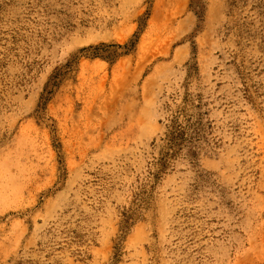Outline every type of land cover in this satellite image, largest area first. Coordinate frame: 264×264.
I'll list each match as a JSON object with an SVG mask.
<instances>
[{"label":"rangeland","instance_id":"obj_1","mask_svg":"<svg viewBox=\"0 0 264 264\" xmlns=\"http://www.w3.org/2000/svg\"><path fill=\"white\" fill-rule=\"evenodd\" d=\"M0 264H264V0H0Z\"/></svg>","mask_w":264,"mask_h":264},{"label":"trees","instance_id":"obj_2","mask_svg":"<svg viewBox=\"0 0 264 264\" xmlns=\"http://www.w3.org/2000/svg\"><path fill=\"white\" fill-rule=\"evenodd\" d=\"M174 122H175V121H173V125H175ZM175 126H176V125H175ZM170 134H172V133L169 131V132L167 133V136H169ZM181 134H183V133H181ZM182 137H183V136H182ZM171 138H172V136H171Z\"/></svg>","mask_w":264,"mask_h":264}]
</instances>
